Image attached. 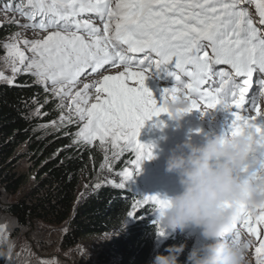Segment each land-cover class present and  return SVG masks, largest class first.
Returning a JSON list of instances; mask_svg holds the SVG:
<instances>
[{"label": "snow or ice", "instance_id": "6c2138e0", "mask_svg": "<svg viewBox=\"0 0 264 264\" xmlns=\"http://www.w3.org/2000/svg\"><path fill=\"white\" fill-rule=\"evenodd\" d=\"M254 2L259 27L244 7L253 0H25L23 4L14 0L5 4L3 10L18 11L27 23L21 24L17 19L8 22L44 31L46 35L23 40L33 54L31 59L20 49L18 40L5 47L12 57L14 75L23 70L46 90L50 83L56 97H70L69 112L74 108L79 121L84 122L75 134L78 139L74 143L99 140L103 144L111 137L114 148L121 141L134 144L136 157L131 163L138 171L142 159L152 156V151L138 139L141 127L153 116L167 113L164 106L167 98L186 92L187 98L195 96L206 101L205 111L217 105L225 110L235 109L231 111L233 135L245 127L254 129L256 139L243 173L264 180V127L258 126L253 116L236 111L245 102L254 73L264 74V0ZM84 13L99 17L102 32L92 23L79 19ZM81 31L87 33V38ZM14 36L19 37L20 33ZM173 58L178 74L171 75L176 83L163 90L158 102L145 87V71H132L130 66L144 69L147 63L159 67ZM117 62L124 66V71L103 75L94 85L84 84L82 90L72 94L69 86H74L82 74H96L106 65L117 67ZM18 65H23V69ZM214 65H227L232 71L220 69L219 86L214 90L204 89L203 85L213 75ZM237 77L242 78L238 83ZM0 79L12 84L14 76L5 77L0 73ZM257 82L259 95L264 97V78ZM90 87L95 88V102H90ZM254 107L258 117L264 116L259 106ZM193 109H199L197 99H190L187 111ZM60 120L72 122L71 116L63 114ZM51 123L55 125V121ZM132 174L125 169L124 181ZM150 202L155 206V213L167 205L159 195H149L135 201L127 215L135 216L138 209ZM257 209L255 225L264 224V205ZM253 215L254 211L245 209L246 219L242 223L248 233L259 238ZM240 223L234 225V235H231L234 242L240 240ZM157 234L163 236L165 232L160 227ZM255 256L256 264H264V239H259Z\"/></svg>", "mask_w": 264, "mask_h": 264}, {"label": "trees", "instance_id": "16d2710c", "mask_svg": "<svg viewBox=\"0 0 264 264\" xmlns=\"http://www.w3.org/2000/svg\"><path fill=\"white\" fill-rule=\"evenodd\" d=\"M10 31L0 27V58ZM35 80L21 71L12 84L0 81V187L19 196L3 206L4 212L22 228H34L38 223L64 225L67 231L62 246L66 249L86 237L107 236L97 252L99 264H149L157 252L184 245L172 236L159 243V223L151 202L135 216L127 215L135 201L147 196L146 190L129 183L121 188L117 182L103 180L110 165L113 173L121 175L128 163L125 156L111 162L98 142L74 143L80 126L74 119L71 123L60 120L62 114L71 116L66 114L65 101L51 96L50 86L46 90ZM22 160L28 162L29 171L19 170ZM85 171L92 190L76 206ZM188 251L184 246L181 264ZM6 257L7 251L1 247L0 261Z\"/></svg>", "mask_w": 264, "mask_h": 264}, {"label": "clouds", "instance_id": "9594fccd", "mask_svg": "<svg viewBox=\"0 0 264 264\" xmlns=\"http://www.w3.org/2000/svg\"><path fill=\"white\" fill-rule=\"evenodd\" d=\"M170 120L177 127L188 113L190 99L176 94L164 101ZM256 139L254 129L243 128L233 135L221 130L195 143L186 138L166 159V170L175 172L180 190L165 194L167 205L157 210L156 219L164 232L194 230L200 242L188 251L183 264H246L251 241L234 242V225L244 219L245 209L264 205V180L245 175ZM184 245L157 252L149 264H181Z\"/></svg>", "mask_w": 264, "mask_h": 264}, {"label": "rangeland", "instance_id": "374dc122", "mask_svg": "<svg viewBox=\"0 0 264 264\" xmlns=\"http://www.w3.org/2000/svg\"><path fill=\"white\" fill-rule=\"evenodd\" d=\"M85 17H87L86 21L100 28L102 32L103 25L97 15L86 13ZM11 19L20 20L21 24L25 23L21 17L11 12H5L0 5V27L11 28L10 34L6 38L5 45L11 43L13 40H18V46L20 49L24 51L26 57L31 59L33 54L29 50L28 46L23 44V40L39 39L42 38L43 35H46V33H41L31 28H21L16 24L8 22ZM15 33H20V36H14ZM4 50L5 54L0 58V73H2L5 77L14 76L15 79L16 76L23 70H21L19 73H16L15 75L13 74L12 57L9 56L6 47ZM18 66L23 69V65ZM107 66L110 68H106L105 66L96 74H82L74 86H69L71 88L72 94L74 95L76 91L82 90L84 84H89L90 86L94 85L96 82L102 79L103 75H114L119 71H124V66L119 65V62H117V67H112L111 65ZM173 78L175 80L174 76ZM146 79L151 80L148 77H146ZM153 79L156 81V84L155 82H150L149 84H151L153 87H145L152 91L154 98H156L159 102L161 99V93L164 89L162 88L161 83L155 77H153ZM0 81L7 82L3 79H0ZM129 83L131 85L132 82L130 81ZM48 86H50L51 96L58 98L60 102L62 100L65 101L66 114L71 115V119L76 120V124H78L81 128L84 122L79 121L78 117L75 115L74 108L72 112H69V104L71 103L70 97H56L51 90L52 85L49 83ZM89 93L90 102H95V88L90 87ZM202 113L206 118L217 119L216 113L210 111L209 109H207V111L204 110ZM198 118L201 120L200 117ZM200 120H198V123H200ZM188 121L189 117L187 119V122ZM173 124L174 121L169 119L167 113H162L158 117L153 116L151 119L145 121L144 125L139 131L138 139L141 143L145 144L149 150L152 151V156L151 158L142 159L140 169L138 171L135 169V165L131 163V161H133L136 157L134 144L128 145L126 142L121 141L114 148L111 137L107 138L103 144H101L99 140L93 141L98 142L100 148L105 151V156L111 162H115L122 155H124L128 163L123 167H126L127 170L133 172L132 177L129 180L124 181L122 173L125 169L122 170L121 175L118 176L113 173L110 162L108 161L110 167H108L104 173L103 180L106 181L108 179L119 184L129 183L133 188L136 189L143 188L146 190L147 196L156 195L155 193H157V195L163 198L165 194H172L179 191L180 185L178 183V178L173 175V172L166 170L165 164L168 155L164 153L163 148H161L166 141L174 139L172 133ZM212 124L213 121H209V125L211 126ZM219 124L220 126H224V124L221 122H219ZM197 127H200V125ZM153 133H157V136H155ZM194 135L195 134L192 136ZM158 142L160 146L156 149V153L154 155V147ZM117 152H119L118 156L115 155ZM19 167L20 171H29V164L26 160H22ZM31 182L32 181H30V183ZM91 190L92 186L90 184L89 173L88 171H85L81 177L80 187L77 192L76 206L83 201V199ZM18 197V195H10L9 193L4 192L0 187V249L3 247L7 251V257L3 261H0V264H99L97 262V252H99L102 245L107 240V236L86 237L78 245L66 249L62 246L64 233L67 231L64 225L54 226L45 223H38L34 228H22L19 226L15 218L4 212L3 206L6 203L16 202ZM258 212V209L254 211L253 222L254 226L258 228L259 238L247 232L242 223L243 220L239 225L240 239H247L251 241L250 247L248 248L246 254V264H256L255 247L259 245V239H264V224L255 225L254 217L256 214H258ZM158 227L160 228L159 224ZM170 236L182 240L184 246L188 247L189 250L195 243L200 242L199 234L196 231H181L179 229L175 231H168L163 236L157 234V240L160 243Z\"/></svg>", "mask_w": 264, "mask_h": 264}, {"label": "bare ground", "instance_id": "6f19581e", "mask_svg": "<svg viewBox=\"0 0 264 264\" xmlns=\"http://www.w3.org/2000/svg\"><path fill=\"white\" fill-rule=\"evenodd\" d=\"M145 76H147L146 74H145ZM145 82L147 83V85H148V87H153L151 84H149L150 82H155L153 79L152 80H145ZM253 86H256V83H254L253 84ZM238 111V110H237ZM189 113L190 112H188L186 115L189 117ZM219 119H221V120H224V117L221 115V114H219ZM229 123H230V120L228 121ZM195 137H199V135L198 134H195L194 135Z\"/></svg>", "mask_w": 264, "mask_h": 264}]
</instances>
